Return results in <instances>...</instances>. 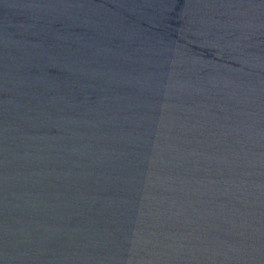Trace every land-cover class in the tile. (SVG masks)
Returning a JSON list of instances; mask_svg holds the SVG:
<instances>
[{"label":"water","instance_id":"1","mask_svg":"<svg viewBox=\"0 0 264 264\" xmlns=\"http://www.w3.org/2000/svg\"><path fill=\"white\" fill-rule=\"evenodd\" d=\"M0 264H264V0H0Z\"/></svg>","mask_w":264,"mask_h":264}]
</instances>
